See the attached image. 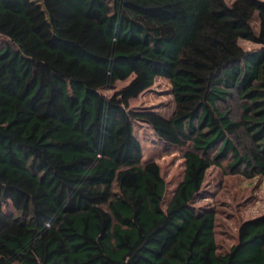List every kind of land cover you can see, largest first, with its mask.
Returning a JSON list of instances; mask_svg holds the SVG:
<instances>
[{
	"label": "trees",
	"instance_id": "trees-1",
	"mask_svg": "<svg viewBox=\"0 0 264 264\" xmlns=\"http://www.w3.org/2000/svg\"><path fill=\"white\" fill-rule=\"evenodd\" d=\"M42 1L48 33L0 0V264H264V213L220 250L216 209L196 205L227 155L264 176V0ZM159 76L173 111L131 110ZM136 119L189 143L168 200Z\"/></svg>",
	"mask_w": 264,
	"mask_h": 264
},
{
	"label": "rangeland",
	"instance_id": "rangeland-1",
	"mask_svg": "<svg viewBox=\"0 0 264 264\" xmlns=\"http://www.w3.org/2000/svg\"><path fill=\"white\" fill-rule=\"evenodd\" d=\"M25 4L34 23L45 32H50V20L43 1L25 0ZM240 44L247 49L258 47L254 42L245 39H241ZM124 83L118 82L117 87ZM105 91L111 93L113 89ZM225 105L231 108L233 118L239 119L242 113L241 102L237 98H230ZM174 107L172 84L164 76H159L150 89L130 101L131 110L150 109L166 115L170 114ZM134 128L143 147V159L155 160L161 167L167 185L165 200H168L184 177L185 153L189 149V143L184 146L167 144L156 135L151 125L143 120H134ZM247 142L249 140L245 133L240 132L239 138L237 137V146ZM216 150V148L212 149L210 155H213ZM231 161L232 157L227 155L221 159L220 166L212 165L207 170L203 186L205 197L196 203L197 206L216 209L215 233L220 250L228 249L237 241L239 226L245 219L264 213V176L253 172L246 174L250 170L243 166L231 169L229 167ZM12 198L19 207L26 206L23 194L14 192Z\"/></svg>",
	"mask_w": 264,
	"mask_h": 264
}]
</instances>
